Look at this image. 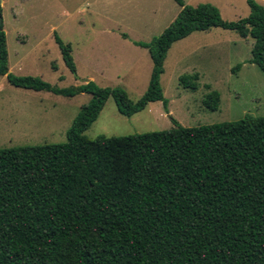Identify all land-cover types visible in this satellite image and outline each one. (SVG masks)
Here are the masks:
<instances>
[{
  "label": "trees",
  "instance_id": "16d2710c",
  "mask_svg": "<svg viewBox=\"0 0 264 264\" xmlns=\"http://www.w3.org/2000/svg\"><path fill=\"white\" fill-rule=\"evenodd\" d=\"M180 8L147 42V87L131 101L118 87L92 81L58 88L7 69L0 28V75L15 87L71 97L86 93L65 141L0 148V264H264V116H243L167 130L86 138L108 97L126 117L166 100L158 83L170 45L193 31L220 27L252 39L250 58L264 73V7L224 21L208 3ZM74 73L69 47L53 33ZM239 64L231 68L237 69ZM197 73L179 83L197 87ZM208 88V85H205ZM209 89L202 105L216 110Z\"/></svg>",
  "mask_w": 264,
  "mask_h": 264
},
{
  "label": "rangeland",
  "instance_id": "374dc122",
  "mask_svg": "<svg viewBox=\"0 0 264 264\" xmlns=\"http://www.w3.org/2000/svg\"><path fill=\"white\" fill-rule=\"evenodd\" d=\"M182 1L211 4L224 21L249 12L246 0ZM255 1L264 7V0ZM178 10L173 0H0L8 72L37 76L58 88L92 81L121 88L135 101L147 87L151 61L134 42L149 41ZM53 33L69 47L74 73L62 62ZM251 43L220 27L191 32L173 42L163 60L158 83L165 108L160 101L148 102L126 117L108 97L82 134L93 139L167 130L171 119L191 127L264 116V73L247 61ZM195 72V89L179 83L181 75ZM209 89L219 94L213 111L201 103ZM88 99L86 93L67 97L15 87L0 75V148L64 142L65 131Z\"/></svg>",
  "mask_w": 264,
  "mask_h": 264
},
{
  "label": "water",
  "instance_id": "95a60500",
  "mask_svg": "<svg viewBox=\"0 0 264 264\" xmlns=\"http://www.w3.org/2000/svg\"><path fill=\"white\" fill-rule=\"evenodd\" d=\"M0 28H1V17H0Z\"/></svg>",
  "mask_w": 264,
  "mask_h": 264
},
{
  "label": "crops",
  "instance_id": "0c3cea01",
  "mask_svg": "<svg viewBox=\"0 0 264 264\" xmlns=\"http://www.w3.org/2000/svg\"><path fill=\"white\" fill-rule=\"evenodd\" d=\"M179 7V6H178ZM180 8V7H179Z\"/></svg>",
  "mask_w": 264,
  "mask_h": 264
}]
</instances>
